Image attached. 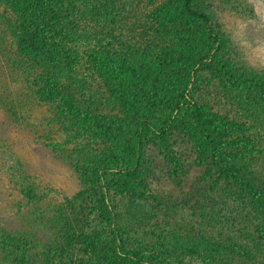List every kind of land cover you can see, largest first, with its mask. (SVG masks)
<instances>
[{"label":"trees","instance_id":"trees-1","mask_svg":"<svg viewBox=\"0 0 264 264\" xmlns=\"http://www.w3.org/2000/svg\"><path fill=\"white\" fill-rule=\"evenodd\" d=\"M139 1L91 0L86 6L67 1V7L59 0L9 2L18 15L12 35L27 34L17 61L33 66V98L58 103L48 123L64 128L71 118L89 124L67 133L81 181L77 198L101 190L107 200L128 201L119 208L101 196L104 209L92 221L79 213L69 218L53 252L77 251L81 259L72 264H264V137L257 132L264 126V71L234 58L231 39L207 8L212 0H145L136 16L139 11L124 7ZM99 6L108 8L96 20L84 15ZM82 16L98 28L94 44H74L62 32L72 19L82 24ZM205 87L215 89L209 99L200 95ZM172 139L187 147L190 160L165 150L176 174L202 171L212 182L227 183L233 199H198L196 210L181 212L174 207L182 202L173 197L158 194V201H148L143 169L148 151ZM91 141V154L78 158ZM26 196L43 197L32 189ZM155 211L162 212L164 225H150ZM170 215L198 225L183 231L177 225L167 238ZM18 261L39 260L20 254Z\"/></svg>","mask_w":264,"mask_h":264},{"label":"rangeland","instance_id":"rangeland-1","mask_svg":"<svg viewBox=\"0 0 264 264\" xmlns=\"http://www.w3.org/2000/svg\"><path fill=\"white\" fill-rule=\"evenodd\" d=\"M59 1L60 5L67 7V1L86 6L91 0ZM9 2L14 4V0H0V264H18L20 254L38 258V264H72L81 259L77 251L60 255L53 252L54 243L59 244L65 233L67 220L74 218L77 213L88 221L94 220L99 209H104V202L99 200L101 196L105 203L119 208L127 206L128 201L112 196H108L107 200L101 190L98 191L99 194L85 196V201L77 198L81 181L74 167L75 148L66 141L69 130L88 127L89 124L81 119L75 122L71 118L68 119V124L63 125L64 128L48 123L58 103L54 106L46 105L33 98V66L28 60L23 64H18L17 61L20 56L17 49L22 45L20 41L26 40L27 34L24 32L12 35L14 28L18 27V15ZM104 4V1L100 3ZM125 4L128 12L137 13L143 8L142 5L146 6V1L135 2L133 6L129 2ZM207 4L214 20L231 39L234 58L243 62L250 70L264 71V0H212ZM107 8L108 6H99L96 12L87 9L83 13L96 20L97 15L103 14ZM139 13L140 11L135 16L140 15ZM83 17L82 24H74L73 19L68 21L71 24L65 26L62 32L67 36V41L74 44H94L100 37L98 28H94L95 24L89 27L83 22ZM141 40L143 45L147 42L146 37ZM94 46L96 49L100 47ZM26 51L32 55L31 46L25 45ZM103 51L104 48H100V52ZM205 88L207 90L200 89V95L209 99L214 95L215 89ZM59 104L62 106L64 103ZM257 130L258 137L263 138L264 126L259 125ZM99 138L98 134L95 135L94 140L98 142V146ZM91 143L92 141L82 148L78 158L85 152L91 154L88 151L93 148ZM167 144L168 146L157 141L148 151L143 168L147 175L148 201H158L155 197L158 194L171 199L173 197L182 202L174 207L181 212L196 210L198 199L208 203L214 197L232 198L230 193L233 191L227 183L212 182L213 180L205 178L202 171L191 168L185 174H176V163L165 158V150L171 151L180 161L188 162L190 160L185 159L188 158L185 155L188 153L187 147L173 139ZM90 160V156L86 154L83 162L87 164ZM28 189L43 197L29 200L26 196ZM161 213L157 215L155 211L156 216L151 219V226L164 225ZM168 225L164 233L167 238L177 225L176 229L183 231L186 228L194 230L198 224L187 226V223L182 224L170 215Z\"/></svg>","mask_w":264,"mask_h":264}]
</instances>
